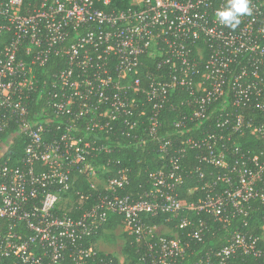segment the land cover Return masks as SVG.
Listing matches in <instances>:
<instances>
[{"label":"built area","instance_id":"built-area-1","mask_svg":"<svg viewBox=\"0 0 264 264\" xmlns=\"http://www.w3.org/2000/svg\"><path fill=\"white\" fill-rule=\"evenodd\" d=\"M225 2L0 0V134L15 123L26 141L18 162L0 163V264H111L88 243L110 215L143 264H176L191 246L177 230L203 242L217 224L228 240L207 255L264 260V0L235 30L216 20ZM35 99L44 105L30 117ZM108 135L156 140L167 155L137 198L122 192L128 169L104 176ZM189 149L194 201L180 196Z\"/></svg>","mask_w":264,"mask_h":264},{"label":"trees","instance_id":"trees-1","mask_svg":"<svg viewBox=\"0 0 264 264\" xmlns=\"http://www.w3.org/2000/svg\"><path fill=\"white\" fill-rule=\"evenodd\" d=\"M130 0H124V3L121 5L125 6L129 4ZM59 58L52 60L49 64L45 65L41 68V72H46L48 75L52 71L57 68V62ZM47 77V76H46ZM44 102L38 101L35 99L31 106V115L33 112L41 111ZM175 113H169L168 115L164 114L163 116V126L161 128L162 131L171 133L173 131V126L171 122L173 121ZM171 136H176L172 134ZM104 141L108 142L111 151L103 155L102 158L98 159V161L106 162L108 159L111 160V168L112 171L104 174L107 178L108 176H115L116 170L118 168H126L128 169L129 180L124 185L122 190L124 195H129L133 198L139 197L142 191L145 188H148L149 184L148 175L152 170H156L167 163V155H160L157 150V141L156 140H147L141 144H132L128 138L120 135L115 138L114 135L105 136ZM26 146L25 134L21 131L20 126L18 124L12 123L11 126L5 131L3 134H0V150L1 147H5V152L2 154L3 156L0 158V163L4 162L6 159H10V163H16L21 159L24 153V148ZM195 150L189 149L181 161L189 170L188 175L186 176V182L180 189V196L185 198L188 201H194L198 198L200 192L194 191L189 192V189L197 186L199 184V180L197 175L191 171L196 165L197 161L195 159ZM83 182H79L77 184V188L84 192H90L89 185L85 180ZM79 197L74 196V199L77 200ZM194 215V214H193ZM195 216V215H194ZM258 219V215L257 218ZM145 223L149 225H162L167 224L170 227H174L175 224L173 221L166 220V217L163 215L158 216H145ZM240 224V221L235 220L232 223V226ZM250 225H259V221H251ZM124 226V220L121 215H114L109 217L103 228L94 236H92L89 240V244L97 243L100 237H102L106 231L115 230V228ZM177 230V229H174ZM257 232H260V229ZM179 234L191 241L190 249L187 251V254L184 258L180 259L176 264H219L218 260L214 256H209L207 253L211 249H217L227 243V234L228 230L223 228L220 224L214 226L211 233L206 235L203 242H196L191 240L190 237H186L187 232H183V230L179 229ZM126 241L123 248L124 253L126 254L125 260L122 263H119V257L113 253L99 252L100 257L104 258L106 261L112 259L111 264H143L140 260V253L137 250V247L133 243V237L126 233ZM211 258V260H208ZM89 264H109L108 262L103 263L99 261L89 260ZM230 264H264V260L262 258H257L251 255H237L235 256Z\"/></svg>","mask_w":264,"mask_h":264},{"label":"rangeland","instance_id":"rangeland-1","mask_svg":"<svg viewBox=\"0 0 264 264\" xmlns=\"http://www.w3.org/2000/svg\"><path fill=\"white\" fill-rule=\"evenodd\" d=\"M5 152V147H1L0 150V158L3 156L2 154ZM157 231L159 232H170V229H167L166 227L158 228ZM126 233L127 229L125 226H121L118 228H115V230H108L105 232V234L100 237L98 240V248L106 253H113L117 255L120 260L124 261L126 254L123 251L125 241H126Z\"/></svg>","mask_w":264,"mask_h":264},{"label":"clouds","instance_id":"clouds-1","mask_svg":"<svg viewBox=\"0 0 264 264\" xmlns=\"http://www.w3.org/2000/svg\"><path fill=\"white\" fill-rule=\"evenodd\" d=\"M250 0H226L223 9L215 12L220 25L235 30L241 23V16L251 15Z\"/></svg>","mask_w":264,"mask_h":264}]
</instances>
